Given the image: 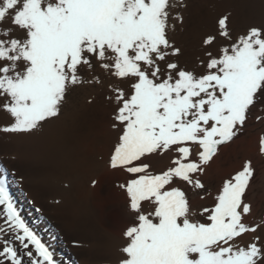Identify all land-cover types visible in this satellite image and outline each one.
Returning a JSON list of instances; mask_svg holds the SVG:
<instances>
[{"label": "snow or ice", "instance_id": "1", "mask_svg": "<svg viewBox=\"0 0 264 264\" xmlns=\"http://www.w3.org/2000/svg\"><path fill=\"white\" fill-rule=\"evenodd\" d=\"M188 8L187 0H0V133L34 135L60 119L76 88L108 79L118 137L109 165L135 174L120 185L136 222L118 264H264V217L247 219L251 160L222 182L203 222L178 186L207 191L197 177L254 109L264 112V26L237 31L231 13L221 14L197 33L201 55L190 60L172 35ZM169 152L174 166L149 173L153 156ZM8 175L0 168V264H60L22 217Z\"/></svg>", "mask_w": 264, "mask_h": 264}, {"label": "bare ground", "instance_id": "2", "mask_svg": "<svg viewBox=\"0 0 264 264\" xmlns=\"http://www.w3.org/2000/svg\"><path fill=\"white\" fill-rule=\"evenodd\" d=\"M187 2L184 30L177 25L172 35L190 60L201 55L197 33L212 28L221 14L231 13L230 20L237 31L264 26V0ZM108 83L105 79V87L76 88L67 96L60 119L46 124L34 135L0 133V168L8 170L11 195L60 264H118L125 256L120 249L126 246L125 231L133 225L134 213L129 209L126 191L115 181L124 177L127 182L130 176H125L123 169H111L109 160L117 144V130L111 128V119L103 122L94 114L108 104L104 101ZM6 122L7 118L0 112V124ZM243 140L239 141V154L245 152ZM226 148L229 147L219 150L223 153ZM170 154L164 159L158 157V164L170 167L171 159L175 156L173 163L177 157ZM159 170L158 165L156 171ZM211 172L215 170H207ZM220 173L217 169L216 174ZM93 179L97 181L94 187ZM121 181L124 184V179ZM66 184L70 185L69 189H65ZM257 197L254 193V198ZM54 200L61 203L56 205Z\"/></svg>", "mask_w": 264, "mask_h": 264}, {"label": "rangeland", "instance_id": "3", "mask_svg": "<svg viewBox=\"0 0 264 264\" xmlns=\"http://www.w3.org/2000/svg\"><path fill=\"white\" fill-rule=\"evenodd\" d=\"M113 107L114 106L111 107V106H108V104H104V106L99 107L95 111L94 114L96 117H98V119H100V121H103V122L109 121L111 119ZM257 116H264V112L260 110V107H257L256 109L252 111V114L249 116V119L247 120L238 138L234 139L233 142H230L226 145L221 146L220 149H223V147L225 146L229 148H226V150L223 151V153L222 151L219 150V153H218L219 157L216 155V157H214V159L207 166L205 172L203 174H200L197 177L201 179V181L206 185L207 191L195 189L194 186L187 185L186 182L184 183L181 182L178 185L179 187H181L183 191H185L186 198L189 201V205L191 204L190 205V209L192 208L191 211L193 209H196L197 211V212L194 211L195 213L192 211L194 213L193 219H198V220H201V222H203V219L200 216V211L202 210V208L214 206L215 198L219 194V190L222 187V182L225 179L229 178L231 175H234L236 171L241 170L242 161L245 163L248 160L252 161L253 167L255 168V174H254L253 180L251 181V187L247 193V200L248 202L252 204L253 213L250 214L247 217V219L248 220L250 219L249 221L259 222L260 219L264 217V201H263L264 200V153H262L259 149V141L262 137H264V119H257ZM242 139H244L242 141L244 145L243 144L242 145L245 147L244 148L245 152L239 154V151H238V149L240 148L239 141ZM106 153L107 151L104 153V155ZM169 153H172L170 154L171 155L170 157H172L173 155L178 156L177 153H173V152H169ZM169 153L164 154L163 156L162 155L153 156L152 158L153 160H151L150 162L149 173L159 174L161 171L167 170L169 165L165 166L163 164L161 165L158 164L159 163L158 157H160L161 159H164L167 155H169ZM216 158L218 162H216ZM172 159H171L170 167L174 166V164L172 163ZM218 159H221V161H219ZM158 165L160 166V170H159L160 172L156 171ZM223 166H225V169H226V171L224 172L222 171L224 169ZM217 169L221 170L220 175L216 174ZM207 170H215V173L214 172L207 173ZM123 171L125 172L124 173L125 176H130V180L132 178H135V176H131L129 173H127L126 170H123ZM123 179H124V184H125L126 178L124 177L118 178L115 181V183L116 184L118 183L119 185H121L123 184V181H121ZM130 180H127V181H130ZM254 193L258 194V197H257L258 199L254 198ZM142 206L143 208H145L144 210H147V212L150 211L146 203L143 202ZM131 222H133V224L136 222L134 221V215H133V219L131 220Z\"/></svg>", "mask_w": 264, "mask_h": 264}]
</instances>
